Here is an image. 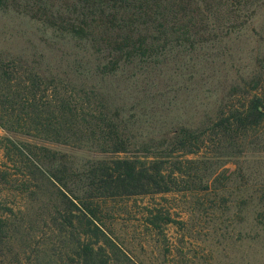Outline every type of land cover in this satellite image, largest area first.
<instances>
[{
	"label": "rangeland",
	"instance_id": "rangeland-1",
	"mask_svg": "<svg viewBox=\"0 0 264 264\" xmlns=\"http://www.w3.org/2000/svg\"><path fill=\"white\" fill-rule=\"evenodd\" d=\"M0 59V264H264V0H0Z\"/></svg>",
	"mask_w": 264,
	"mask_h": 264
},
{
	"label": "trees",
	"instance_id": "trees-1",
	"mask_svg": "<svg viewBox=\"0 0 264 264\" xmlns=\"http://www.w3.org/2000/svg\"><path fill=\"white\" fill-rule=\"evenodd\" d=\"M8 67H9V63L8 61H5L3 59H0V102H7L9 104H15L16 102H20L21 99L28 97V94L23 91L22 88H17L12 86L10 83L11 78L8 76ZM32 86V85H31ZM31 86L29 88H31ZM28 88V87H27ZM29 93H32V96H34L35 94L32 92V90H30ZM26 94V95H25ZM260 95L258 94H253L250 97V102L247 104V107H254L255 110L259 111L258 106H259V100H260ZM61 102V105L64 107V105H66L67 103L65 102L64 98L58 99ZM61 106V107H62ZM9 109L12 111H16V107L15 106H9ZM69 110H71L69 108ZM245 108L242 110L236 109L235 112H232L231 114H229L228 116H225L224 113H220V115L217 116V119L214 121L213 124H220L221 126H223L225 128V130H229L233 133H237V131L240 128H246L250 125H254L255 123H253L254 121L250 120L247 116V114H245ZM18 120L17 123H20L21 120ZM0 124H3V121H0ZM25 124V123H24ZM26 125V124H25ZM204 134V133H203ZM216 134H218V132L216 131ZM199 135H194L193 138H197ZM189 136H192L191 134H189ZM231 136V135H230ZM234 137V136H233ZM238 137V136H236ZM221 137L218 136L214 139H220ZM221 140H216V142L219 144ZM198 141L195 140H191L189 139V141H184L180 144V146L188 151V152H193L197 146ZM134 172V168H130L129 171H124L123 173H120L119 176H125L128 177L129 175H132ZM106 180L104 179V182ZM60 185L62 186V190L61 192L63 193V195H65L66 200H68V207L70 208V202L73 204L72 199L69 198V196H72L76 199L79 200H83L80 199L79 196L77 195V193L74 192L72 187H68L67 185H65V183H61ZM106 186H108L107 184H105ZM66 189V191H64V189ZM69 195V196H68ZM83 203V201H82ZM84 204V203H83ZM81 209V218H85L83 223L86 228L84 227L82 229V233H86V230H90L91 226H93L92 228L94 230L99 231V233L106 235L105 237H107L108 239V233L107 230H105L99 219H97V217H95L94 212L89 209L86 206H83L80 208ZM80 218V221H82ZM66 226H72V221H69L67 223ZM106 232V234H105ZM110 236V235H109ZM99 244L98 240L95 241H90L87 239V241L83 242L79 240L78 246L79 248L74 252L79 256V259H81V261H77L76 264H108L106 259H104V252L102 251V246L101 244L98 245V247H95V244ZM101 247V252H97L98 248Z\"/></svg>",
	"mask_w": 264,
	"mask_h": 264
}]
</instances>
